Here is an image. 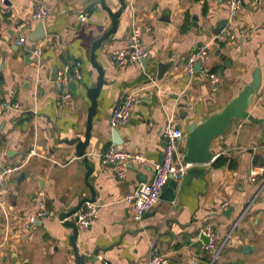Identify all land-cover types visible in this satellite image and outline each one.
<instances>
[{
  "label": "crops",
  "instance_id": "1",
  "mask_svg": "<svg viewBox=\"0 0 264 264\" xmlns=\"http://www.w3.org/2000/svg\"><path fill=\"white\" fill-rule=\"evenodd\" d=\"M8 1L0 0V103L11 101L18 107L0 117V168H14L0 188V264H76L69 242L73 230L63 226L58 213L91 196V190L75 147L59 140L85 132L91 105L87 89L99 76L90 61L92 42L111 27V19L99 0H46L51 10L44 19L47 33L32 41L38 23L32 14L39 0ZM106 3L113 11L121 6L119 0ZM127 3L116 34L96 51L107 83L98 96L86 148L97 215L76 240L81 254L96 256L85 263L148 264L155 249L169 264H208L202 228L215 225L218 243H225L217 264H264V193L257 196L264 172L251 181L252 171L264 167V0H246L234 19L219 0ZM83 13L86 20L79 17ZM225 19L226 28L216 34ZM137 25L151 27L141 36L147 61L116 68L110 53L126 43ZM20 37H26L23 45L18 44ZM199 46H208L201 65L219 76L216 84L199 70L191 75L186 71V58ZM35 49L41 53L33 57ZM172 61L162 79L157 78V64ZM80 62V78L70 84L72 99L58 105L54 66ZM257 67L262 85L249 109L257 120L233 119L227 133L211 145L224 162L202 166L199 177L189 182L186 177L177 186L172 201L161 198L135 221L125 198L139 182L152 178L153 166L164 153L163 125L174 119L185 132L192 121L206 120L252 81ZM130 93H138L141 100L130 121L118 128L124 140L118 146L110 115L121 96ZM111 144L140 152L145 160L118 177L114 165L102 161V151ZM33 147L35 153H30ZM40 200L57 214L27 229V218L37 212Z\"/></svg>",
  "mask_w": 264,
  "mask_h": 264
},
{
  "label": "built area",
  "instance_id": "2",
  "mask_svg": "<svg viewBox=\"0 0 264 264\" xmlns=\"http://www.w3.org/2000/svg\"><path fill=\"white\" fill-rule=\"evenodd\" d=\"M7 0H1L5 3ZM229 9L230 19H234L238 16L239 12L244 6L246 0H219ZM254 4L259 3V0H248ZM51 13L50 8L47 6L46 0H39L37 9L32 14L33 20L37 22H43L44 19ZM81 20H86V14L79 15ZM151 31V27L147 25L134 26L132 32L128 36L126 43L116 50L110 53V59L115 67H124L129 64H133L136 61H140L147 55V46L142 41V32ZM26 41V37H20L18 44L23 45ZM40 49H35L32 53L33 57L39 56ZM209 53L208 46H199L192 50L188 55L186 62V71L189 75L197 72L195 67L196 63H202L207 59ZM81 62L76 65L65 64L58 70L56 78V99L58 105H63L64 102L70 101L72 98L70 92V84L74 79L80 78ZM202 75L214 84L219 82V76L213 72L210 68H204L201 65L199 70ZM116 106L111 112L110 126L111 128H119L122 125L127 124L132 118L133 108L141 100V96L138 93H130L121 96ZM18 107V104H14L11 101L0 103V117L5 115L10 108ZM174 119H169L161 128L164 153L161 160L156 161L153 166L154 173L150 180L141 181L136 186L135 190L126 196V201L133 208V219L139 221L147 212L155 207L157 202L161 199L163 192V186L168 180L177 182V186L182 184L186 179L189 171L193 167L190 163L184 159L181 147L185 146L186 132L181 127L176 125ZM35 153V148L30 151ZM1 156V155H0ZM143 161L144 156L140 152H129L118 148L115 144H111L102 151V161L104 164H113L114 170L118 177H124L126 175V169L133 165L136 161ZM13 167L0 168V188L6 179V176L13 170ZM264 167L260 168V171H252L251 181L257 180L260 174H263ZM264 193V181L261 183V187L257 193V196ZM86 206L82 207L79 212L73 215L76 226L79 230L90 227L97 215V208L94 204L86 202ZM56 210L46 205L43 200L38 202V210L36 213L29 215L25 223V228L29 229L35 224L37 220H44L47 218L55 217ZM202 233L208 238L205 245V251L208 256V264H217L220 260L221 249L224 244L218 243V231L215 225H207L202 228ZM148 264H169V260L165 254L153 249L149 258ZM233 264V263H232Z\"/></svg>",
  "mask_w": 264,
  "mask_h": 264
},
{
  "label": "water",
  "instance_id": "3",
  "mask_svg": "<svg viewBox=\"0 0 264 264\" xmlns=\"http://www.w3.org/2000/svg\"><path fill=\"white\" fill-rule=\"evenodd\" d=\"M101 6L108 11L110 19H111V27L105 31L102 35L98 36L92 43L91 56L90 61H92L93 66L98 71V81L96 85L89 87L87 89V96L91 100V105L88 108L87 113V122L86 128L83 136L76 137H64V139L59 140L60 143H66L68 145L74 146V153L77 158H82V163H84L86 167V177L85 182L88 188L91 190V196H85L82 198L79 203L72 207L71 209H67L66 211H61L58 213L59 219L62 221L64 227L72 228V233L69 237L70 245H72L75 263L76 264H86L85 261L93 260L96 256L91 254H81L79 247L76 243L79 228L76 226L75 219L73 215L80 211V209L84 206L86 202L94 203L96 201L97 192L94 189L93 184L90 181V176L93 173L92 166L89 163V158L86 153V148L90 143L92 134V126L94 122L95 115L97 113L98 107V96L104 84L107 83L106 79H104V69L103 66L96 61V51L102 46L103 42L110 39L114 34H116L119 27V18L123 12H125L129 5L127 0H119L120 7L113 11V9L107 5L106 0H99ZM6 4H9V1H6ZM100 9V6L97 7V10ZM228 19L222 20L216 27V34H219L226 25L228 24ZM47 33L46 25L43 22H38L36 24V28L30 34V39L32 41H37L42 39ZM29 54V50L26 51ZM146 55L141 60L145 63L147 61L145 58ZM61 62L66 63V59L63 55L60 57ZM174 62H159L157 64L158 75L157 78L162 79L167 71L172 67ZM197 70L201 69V64L198 62L195 65ZM59 65H55L52 71L53 78L52 80L56 81L57 73L59 70ZM253 79L251 82L247 83L238 93L234 96L228 103L220 110L214 112L210 115L206 120L198 123L197 121H192L186 128V140H185V154L184 159L186 162L190 163L193 167L188 173L187 179L188 182L193 179V177H199L205 169L202 166L209 165L217 160V156L215 151L211 149V145L213 141L223 136L227 133L229 125L233 119L239 120H247L250 119L252 121H256V117L249 111L250 106L253 101V97L256 95V92L259 91L262 85V72L261 68L257 67L253 72ZM185 117V116H183ZM178 127H181V123L176 124ZM113 134V142L116 145L123 144L124 140L121 134L118 131V128L112 129ZM177 182L173 180H168L163 186V192L161 198L172 201L175 192L177 190ZM203 239L205 242L208 241V238L204 235ZM105 249V247L100 248V251ZM247 249V248H246Z\"/></svg>",
  "mask_w": 264,
  "mask_h": 264
},
{
  "label": "trees",
  "instance_id": "4",
  "mask_svg": "<svg viewBox=\"0 0 264 264\" xmlns=\"http://www.w3.org/2000/svg\"><path fill=\"white\" fill-rule=\"evenodd\" d=\"M224 160H225L224 157H220L217 159L216 164H221L224 162Z\"/></svg>",
  "mask_w": 264,
  "mask_h": 264
},
{
  "label": "rangeland",
  "instance_id": "5",
  "mask_svg": "<svg viewBox=\"0 0 264 264\" xmlns=\"http://www.w3.org/2000/svg\"><path fill=\"white\" fill-rule=\"evenodd\" d=\"M181 148H182V150H183V146H182ZM184 152H185V150H184Z\"/></svg>",
  "mask_w": 264,
  "mask_h": 264
}]
</instances>
